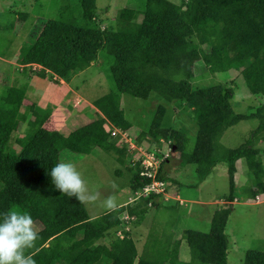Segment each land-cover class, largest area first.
<instances>
[{
    "label": "trees",
    "instance_id": "trees-1",
    "mask_svg": "<svg viewBox=\"0 0 264 264\" xmlns=\"http://www.w3.org/2000/svg\"><path fill=\"white\" fill-rule=\"evenodd\" d=\"M62 1L58 17L47 20L34 39L22 43L17 56V63L23 66L21 70L18 67L19 74L28 72L29 77L40 78L49 74L70 83L77 73L86 72L96 63L108 66L114 91L108 89L92 101L96 112L89 123L64 136L48 129L49 115L32 106V118L27 120L20 112L25 91L6 87L0 95V211L14 205L25 208L41 226L39 238L28 250L36 264H227L224 228L232 210L230 204L213 213L208 232L183 230L180 239H175L164 229V246L156 247L157 238L149 245V235L137 256L127 232L109 245L96 242L119 225L121 212L140 220L146 207H161L162 195L141 196L135 206H119L90 218L75 196L55 189L47 171L58 162L62 150L78 155L96 149L121 152L109 141L105 124L127 130L130 126L120 108L121 96L146 100L154 93L160 103L148 128L150 143L170 140L169 153L182 152L179 165H194L200 181L224 162L229 179L227 203L235 200L234 174L239 159L257 180L249 198L256 197L258 189L264 193L262 164L255 159L259 151L253 147L254 138H264V0H145L143 10L122 9L120 24L114 30L100 29L95 22V0H76L75 5ZM75 6L81 8L78 14L73 12ZM23 26L27 28L29 23ZM199 60L212 74L239 71L250 96L245 99L257 100L254 111L235 114L230 103L233 89L226 85L194 87L190 82L192 67ZM32 64L41 69L31 70ZM178 101L191 109L197 125L188 152V139L183 133L161 128L165 114L161 103L173 105ZM253 118L259 123L247 140L234 149H225L220 142L224 132ZM23 122L24 130L17 133ZM167 162H161L156 173V179L166 184V192L175 182H170L165 171ZM148 182L135 175L130 190L136 192ZM180 240L189 250L185 262L178 260ZM243 264H264V252L247 251Z\"/></svg>",
    "mask_w": 264,
    "mask_h": 264
},
{
    "label": "rangeland",
    "instance_id": "rangeland-1",
    "mask_svg": "<svg viewBox=\"0 0 264 264\" xmlns=\"http://www.w3.org/2000/svg\"><path fill=\"white\" fill-rule=\"evenodd\" d=\"M75 1L65 0L64 3L75 5ZM144 2L145 0H95V22L100 29L114 30L120 24L118 17L122 9L143 10ZM63 5L62 0H0V92L5 90L7 86L11 87L12 76L15 77L16 75L18 80L15 85L25 91V98H36L35 103H39L41 106L48 103V107L45 106L43 112L49 116L53 114L55 117H52L51 122L48 120L46 126L48 124V129L61 134H65L64 130L66 129L72 132L89 123L88 120L96 112L92 106V101L104 95L108 89L114 91V83L109 72L106 71L108 66H97L96 63H93L86 72L77 73L71 83V88L79 93V96L74 94L68 102L69 108H65L67 100L65 97L62 98V104L56 110L58 106H53V102L49 101L51 93L46 90V86L52 84V77L42 79L38 76H31V79L28 80L26 79L28 72L25 74L17 72L18 63L15 64L14 57L18 56L22 43L34 39L47 20L56 19ZM80 11L79 6L74 7L73 12L78 14ZM24 22L29 23L27 28L23 26ZM12 24L14 27L10 29ZM39 68L41 69L40 66L37 67V69ZM192 72L193 77L190 82L194 87L207 89L222 84L232 88L233 96L230 103L235 114H249L257 107L258 103L255 98L254 102L245 99L250 96L246 94L247 90L238 76L239 71L229 70L212 74L199 60L194 63ZM53 94L59 95L58 92ZM62 95L58 98H61ZM41 98H43L42 104L40 103ZM159 103L160 100L154 93H151L146 100L135 99L127 95L121 96L120 108L130 127L121 131L109 122L105 124V129L109 133L111 130H116L119 133L115 137L110 136L109 141L115 144L117 149L122 150L121 152L118 150L105 152L98 149L87 155H78L68 150L59 152L58 161L71 160L77 170L80 171L88 189L97 193L95 201L83 202L90 218L99 217L119 206H135L136 199L139 198L142 189L132 192L130 180L138 173L136 166L140 167L138 161L142 152L145 151L144 147L149 149L154 147L157 150L155 153L151 152L154 153L156 160L163 157L161 152L166 154L165 159H168V162L164 168L168 178L171 179L170 182L172 183V179L175 182L169 186L168 191L170 193L167 192L164 196L171 199H162L160 201L161 207L157 209L150 206L146 207L145 213L142 215L143 219L140 220H138L139 217H133L132 220L125 221L124 216L127 213L121 212L118 216L119 225L107 230L103 238L96 243L109 245L119 238V232L122 236L127 232L137 250V256H139L144 250L149 235V245L158 239L157 242L159 243L156 244V247L164 246L161 243V238H164L162 234L164 229L166 232H171L175 239H180L183 230L208 232L213 213L218 209L228 207L230 204L232 210L224 228L228 241L227 264H243L245 253L249 250L264 252V202L259 205L250 204L264 201V193L258 189L259 191L256 190V197L249 198L252 190H255L253 186L257 182L253 171L249 170L243 160H237L234 174L237 187L233 191L235 200L227 203L225 199L229 195V179L227 165L224 162H219L210 175L205 180L200 181L194 165H179L182 152L173 151L172 154L169 153L171 149L168 142L170 140L157 141V143H150L147 140L149 139L148 128ZM161 105L165 107L161 128H175L183 133L188 139L185 151H190L197 131L191 109L186 103L179 101L173 105L166 102L161 103ZM28 106L26 105V107ZM22 108L24 111H29L25 107ZM64 121L66 125L63 124ZM258 123L255 118L238 122L224 132L221 137V144L225 149L238 147L247 140ZM122 133L125 135L127 143L122 142ZM254 139L253 147L259 151L255 159L260 160L262 164L264 182V138L257 137ZM130 145L134 148H141L142 152L137 151L138 149L130 150ZM142 159L148 161L150 157L143 156ZM119 160L122 162L119 163ZM176 190L182 192L185 199H189L186 201L173 199L176 196L172 192ZM110 193L113 194L115 203L112 206H106L103 200ZM194 198L203 199L204 203L199 204L190 201ZM131 199L135 200L131 201ZM173 220H176L175 223ZM38 229L41 228L38 227ZM178 246V260L184 262L189 260V250L185 241L180 240Z\"/></svg>",
    "mask_w": 264,
    "mask_h": 264
},
{
    "label": "clouds",
    "instance_id": "clouds-1",
    "mask_svg": "<svg viewBox=\"0 0 264 264\" xmlns=\"http://www.w3.org/2000/svg\"><path fill=\"white\" fill-rule=\"evenodd\" d=\"M47 174L60 193L68 197L75 196L80 203L97 199V193L88 189L80 171L71 160L58 161ZM103 203L106 206L114 205L113 194L105 197ZM38 238V230L29 210L14 205L0 211V264H36L28 250L33 248Z\"/></svg>",
    "mask_w": 264,
    "mask_h": 264
},
{
    "label": "crops",
    "instance_id": "crops-1",
    "mask_svg": "<svg viewBox=\"0 0 264 264\" xmlns=\"http://www.w3.org/2000/svg\"><path fill=\"white\" fill-rule=\"evenodd\" d=\"M14 60H15V64H16V62H17V57H14ZM19 66H21V65H19L18 64V67ZM18 67L16 68V70H17V72L18 73H20L19 72V70H18ZM13 77V80H12V82H10V86H12V85H14V86H16L15 85V83H17V80H18V78L16 77V75H15V77L14 76H12ZM46 78H49L50 79V75L49 74H47L44 78H42V79H46ZM74 78H75V76L72 78V80H71V82L70 83H65L63 80H60L59 78H54V79H57V80H54L53 78H52V80H51V86H50V84H49V86H46V90L47 91H50V93H51V97L49 98V101H51V102H53V106H58L57 108H56V110L58 109V108H60V106L59 105H61L62 104V98H66V100H67V102L65 103L66 104V107L65 108H69L70 107V105H69V103L68 102H70V100H71V98L74 96V94H76V95H78L79 96V93H77L76 91H74L72 88H71V83H72V81L74 80ZM26 79H28V80H30L31 79V77H29V76H27L26 77ZM54 82H56V83H54ZM9 87V86H8ZM18 87V86H17ZM52 91V92H51ZM4 92H5V90H3L2 92H0V95H3L4 94ZM55 92H58V96H60L61 94H63L62 95V97L61 98H58V96H55L53 93H55ZM25 93V92H24ZM56 97V98H55ZM34 99H35V101H34ZM26 101V102H25ZM42 101H43V98H41V104H42ZM36 102V98H33V97H28V98H25V96H24V100H23V102H22V107H25L26 108V110L27 109H29V111L27 112V111H24V109L23 108H21L20 109V112L22 113V114H24L27 118V120L28 119H31L32 118V116H31V114H30V106H32V108L33 109H39L40 111H44V109H45V106L46 107H48V103L47 104H44V106H41L39 103H35ZM38 102V101H37ZM26 105H29L28 107H26ZM38 106H41V107H38ZM64 107V106H63ZM23 109V110H22ZM47 109V108H46ZM55 110V111H56ZM64 113V112H63ZM59 115L61 114V113H58ZM93 114V113H92ZM52 117H55V115H50L49 116V118L47 119V121L48 122H51L52 121ZM56 118H58V116H56ZM72 118V117H71ZM55 119V118H54ZM88 120V119H87ZM53 121H55V120H53ZM89 121V120H88ZM25 123L26 122H23V123H20L19 125H18V128H17V132H19V131H23L24 130V128H25ZM66 122L64 121L63 122V124L64 125H66L65 124ZM47 127H48V124H47ZM65 128H67L66 126H65ZM55 131V130H54ZM64 132H65V134H62V135H64V136H66V135H68V133H70V131L69 130H64ZM61 134V133H60ZM169 193H170V191H168ZM172 193H175L174 195L176 196L175 198H173V199H182L183 201H186L187 199H189V198H184V196H182V192H179V190H176L175 192H172ZM184 195V194H183ZM163 199H171V198H166V197H164ZM133 200H135V199H131V201H133ZM202 200V201H201ZM248 200V199H247ZM190 201H194V203H204L203 201V199H200V198H194V199H191ZM201 201V202H200ZM262 202H264V201H261V202H254V203H250L251 205H259V204H261ZM130 203H132V202H130ZM129 203V204H130ZM207 203V202H206ZM169 204V203H168ZM92 218V217H91ZM95 218V217H94ZM35 225H36V227H37V230L39 231V229H38V227L39 228H41V226L38 224V223H36L35 222Z\"/></svg>",
    "mask_w": 264,
    "mask_h": 264
},
{
    "label": "built area",
    "instance_id": "built-area-1",
    "mask_svg": "<svg viewBox=\"0 0 264 264\" xmlns=\"http://www.w3.org/2000/svg\"><path fill=\"white\" fill-rule=\"evenodd\" d=\"M30 67H31V70H33V71L40 70V68L37 69V67H39V66H37L36 64L30 65ZM22 68H23V66L19 67L20 70ZM117 134H119V133H117L116 130H111L110 131V136L111 137H115V136H117ZM120 136H122V135H120ZM122 138H123L122 142L127 143V139L125 138L124 134H123ZM144 148H145V151L142 152L141 148H134V146L130 145V150H135V149L137 150L138 149L137 151L142 152L140 160L138 161L140 163V167H138L139 172L137 173V175L139 177H141V178L149 179V182L146 183L141 188L142 191H141V194L139 193V197H141V196L150 197L151 195H162L163 196V195H165L166 184L164 182L159 181V180L156 179V173H157V170H158V167H159L160 163L163 162L164 159L166 158V154L161 152V151H159V152H161V155H163V157L158 158L156 160L154 153L157 150L154 147L151 148V149H149L148 147L147 148L144 147ZM151 152H154V153H151ZM142 155L144 157L149 156L150 160H148V161L147 160H143L142 159L143 158ZM124 218H125V221L133 219L132 217H129L127 214H125ZM118 236H119V238L123 237L120 232L118 233Z\"/></svg>",
    "mask_w": 264,
    "mask_h": 264
}]
</instances>
